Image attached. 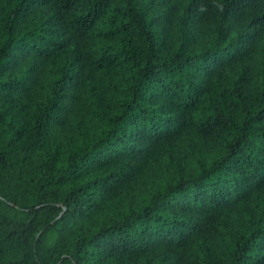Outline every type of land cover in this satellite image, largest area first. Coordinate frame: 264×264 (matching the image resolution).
<instances>
[{
  "label": "trees",
  "instance_id": "trees-1",
  "mask_svg": "<svg viewBox=\"0 0 264 264\" xmlns=\"http://www.w3.org/2000/svg\"><path fill=\"white\" fill-rule=\"evenodd\" d=\"M0 264H264V0H0Z\"/></svg>",
  "mask_w": 264,
  "mask_h": 264
}]
</instances>
